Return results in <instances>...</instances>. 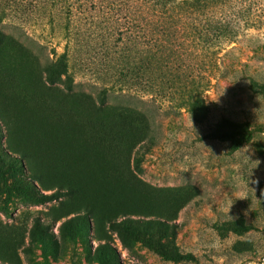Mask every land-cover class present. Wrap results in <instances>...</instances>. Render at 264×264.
<instances>
[{
	"label": "rangeland",
	"instance_id": "374dc122",
	"mask_svg": "<svg viewBox=\"0 0 264 264\" xmlns=\"http://www.w3.org/2000/svg\"><path fill=\"white\" fill-rule=\"evenodd\" d=\"M12 2L0 0V264H264V0L232 1L240 33L213 52L179 48L188 73L161 92L143 52L131 78L100 58L118 48L114 18L89 26L78 12L70 45L62 0ZM9 124L44 147L47 186L10 146ZM223 129L250 139L203 137ZM62 174L80 181L73 194L54 187ZM89 200L116 211L95 218Z\"/></svg>",
	"mask_w": 264,
	"mask_h": 264
},
{
	"label": "trees",
	"instance_id": "16d2710c",
	"mask_svg": "<svg viewBox=\"0 0 264 264\" xmlns=\"http://www.w3.org/2000/svg\"><path fill=\"white\" fill-rule=\"evenodd\" d=\"M8 1L9 4L13 3V0ZM62 1L64 2L63 7L68 18L66 28L69 32L70 45L77 41L75 39L79 40L77 22L73 20L78 16V12L86 14V22L89 26L96 25L94 18L97 16L104 17L106 20L114 18L118 24H116V29L117 27L118 29L116 30L112 27V35L114 31L118 34L117 37L113 38L114 42L117 41L118 48L108 51L107 56H105L106 53H101L100 58L104 60V63H106V60L111 59L121 72H125L131 78L133 76L132 70H141V68H130L132 66L130 62L137 60L138 55L143 52L146 55V59L148 58L147 66L143 73L148 74L146 83L154 92H161L165 83L169 84L170 86L168 87L172 90L178 88L177 83L188 73V70L185 68H181L180 66L175 67L180 58L179 48L187 47L188 43L191 42L200 51L213 52L214 46L234 40L239 35L241 29L239 17L242 14L238 13L237 4H232L233 0ZM243 15L245 17V14ZM71 22H74V29H71ZM125 34H128L127 44L120 46L119 42L125 39ZM111 37L104 36L103 44L106 43L109 46V39ZM142 43L148 44L149 49L143 48L141 46ZM198 71L201 75L205 76V72L201 66H198ZM48 72L52 78V72L49 70ZM64 74L68 75L67 64L65 66L59 65V70L57 71L58 79H61ZM105 88L108 89L110 87L105 86ZM122 108L137 112L142 111V109L138 110V107L123 106ZM195 113L199 115L201 114V110L198 109ZM148 125L151 126L149 117ZM236 135L237 130L223 129L210 130L203 137L221 140L234 138L233 143L236 148L242 146L250 139L249 136L237 137ZM154 139L155 135H150L148 138L151 143ZM8 141L13 149L19 151L24 156L32 177L47 186L45 183L47 180L43 175L44 171L41 166V158L44 157V147L39 140H33L29 143L21 142L17 137L13 125L9 124ZM74 162L79 163L80 161L74 160ZM79 186L80 181L75 176L69 174H62L57 177L54 184V187L58 188L57 191L61 192L63 190L64 194H73ZM82 208L87 214L95 218H100L103 215L110 217L116 211L115 208L99 207L92 200H89ZM117 209L126 213L130 210V206ZM144 212H150V210H144ZM163 255L176 261L195 258V255L191 252H177L175 254L163 252Z\"/></svg>",
	"mask_w": 264,
	"mask_h": 264
}]
</instances>
